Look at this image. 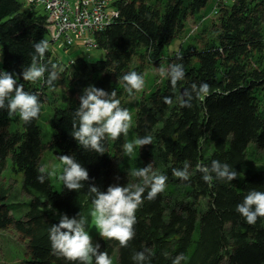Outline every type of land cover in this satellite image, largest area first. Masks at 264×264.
I'll use <instances>...</instances> for the list:
<instances>
[{
  "label": "trees",
  "instance_id": "obj_1",
  "mask_svg": "<svg viewBox=\"0 0 264 264\" xmlns=\"http://www.w3.org/2000/svg\"><path fill=\"white\" fill-rule=\"evenodd\" d=\"M207 2L111 0L117 14L93 33L104 57H76L67 64L50 45L41 62L50 71L55 65L60 78L49 87L20 75L36 55L33 43L48 40L44 9L26 7L23 0H0V69L15 73L41 104L38 117L27 124L18 112L10 116L7 109L0 110V229H12L25 240V257L17 264H79L53 254L50 226L59 222L60 214L80 213L88 221L87 231L93 211L87 185L106 191L110 184L142 183L131 173L149 163L168 177L165 190L155 200L145 199L136 211L135 237L128 247L99 238L100 250L113 255L115 264H135L133 254L145 248L153 253L149 264H173L178 254L184 256L180 264H264V217L250 225L236 211L249 190L264 192V165H255L264 159L258 155L264 149V0H221L210 12L199 13ZM197 13L200 25L187 34L185 21ZM174 38L179 47L166 54L164 47ZM173 63L185 72L174 87L167 77H155L146 89L129 93L122 80L127 72L144 77L150 66L167 69ZM203 82L211 86L210 93L193 94L191 107H182L184 90ZM88 85L115 89L132 115L127 136H106L102 155L84 150L71 135L74 110ZM44 105L52 111L47 141L39 124ZM144 136H151L152 143L125 156L123 145ZM46 149L76 157L90 177L83 189L63 186L64 165L59 189L53 185L42 162ZM213 160L233 166L238 177L205 182L199 166L210 167ZM185 163L187 181L173 175ZM41 168L47 174L44 183L37 181ZM10 171L22 173L21 190L29 198L20 218L13 216L8 201L14 181L4 174Z\"/></svg>",
  "mask_w": 264,
  "mask_h": 264
},
{
  "label": "clouds",
  "instance_id": "obj_2",
  "mask_svg": "<svg viewBox=\"0 0 264 264\" xmlns=\"http://www.w3.org/2000/svg\"><path fill=\"white\" fill-rule=\"evenodd\" d=\"M36 55L32 63L24 67L20 75L24 81L37 82L43 80L49 87H54V82L60 78L56 66H49L41 62L49 48V41L41 39L33 43ZM177 53V59H180ZM2 63V59H0ZM48 73L45 78V73ZM161 77H167L174 87L185 76L181 64H170L167 69L159 70ZM16 74L0 69V110L7 109L9 115L17 112L26 124L38 117L41 111L39 96L36 93L24 90L23 84L17 82ZM125 87L129 93L133 90L140 91L144 86L143 76L136 71H130L122 76ZM210 85L203 82L199 85L192 84L186 88L181 97L182 107H191L193 94H209ZM114 90L107 92L94 85H88L79 96V106L74 110L71 132L77 144L87 151L104 154V140L110 136L113 140L119 139L123 134L127 136L131 127L132 115L126 107H122L116 98ZM167 104L172 103L170 97H164ZM152 143L151 136L138 137L123 145L124 155L132 157L137 147ZM64 165L60 179L68 190L80 191L85 187V182L90 180L88 170L72 155L58 156ZM189 164L185 163L181 169H173V175L181 180L190 178ZM205 182H211L213 177L217 180L231 182L238 177L233 166L213 160L210 167L199 166ZM37 175V181L44 183L47 174L41 168ZM132 176L142 183L110 184L106 191H101L94 183L87 185V191L91 198L95 227L102 238H108L119 242L121 247H128L129 242L135 237L136 211L144 203V200H155L165 190L168 177L165 174L153 171L151 164L134 169ZM118 179V177H117ZM236 211L245 218L246 222L254 225L259 217H264V192L251 189L244 196L241 203L236 206ZM87 219L77 213L69 217L60 214L59 222L49 228V239L53 254L79 264H113L108 253L100 250L99 243H93L92 236L86 231ZM153 253L148 248L135 252L132 256L135 264H149ZM184 259L183 254H178L173 259V264H180Z\"/></svg>",
  "mask_w": 264,
  "mask_h": 264
},
{
  "label": "rangeland",
  "instance_id": "obj_3",
  "mask_svg": "<svg viewBox=\"0 0 264 264\" xmlns=\"http://www.w3.org/2000/svg\"><path fill=\"white\" fill-rule=\"evenodd\" d=\"M215 4V0H208L204 8H202L199 13L201 12H210L212 10V6ZM199 13L195 16H189L186 19V29L188 31L187 34L194 33L200 24L198 20ZM201 16V14H200ZM180 40L178 38H174L169 45L164 47V51L166 54L172 55L174 51H176L179 47ZM55 53L57 54L60 61L70 64L71 60H74L76 57H83L88 61L100 59L104 57V51L97 47H86L85 45H81L79 42H75L68 48L57 47L55 46ZM0 59H2V53H0ZM2 63H0L1 65ZM161 68L166 69V65L160 67L150 66L149 70L144 74V86L143 89H146V83L151 82L158 77L159 79L161 76L159 75V70ZM158 79V80H159ZM137 97V95L135 96ZM135 97L133 99H135ZM132 99V100H133ZM51 109L49 106L44 105L42 114L39 118V124L41 126V136L43 141L49 140L52 134V126L50 122L51 116ZM133 137V136H132ZM131 140V139H130ZM133 140V139H132ZM264 151V149H263ZM260 152L258 155H264V152ZM42 162L44 168H46L50 173V178L52 183L55 187H60V182L58 180V176L60 171L62 170V162L58 158V156L53 153V151L46 149L43 157ZM255 165H264V159H261L260 162L256 163ZM9 169V168H8ZM11 172V171H10ZM6 172L4 174L5 177H10L14 181L13 188L11 193L8 197V201L12 203V214L15 218L22 217L23 213L27 209V202L29 198L23 194L21 187H22V173L18 172ZM89 234L92 236L93 243H99V232L98 229L95 227L94 218H91L90 226L87 229ZM25 240L22 237H19L12 229H0V264H17V262L22 261L25 257ZM112 259L113 264H115V257L112 255L110 257Z\"/></svg>",
  "mask_w": 264,
  "mask_h": 264
},
{
  "label": "built area",
  "instance_id": "obj_4",
  "mask_svg": "<svg viewBox=\"0 0 264 264\" xmlns=\"http://www.w3.org/2000/svg\"><path fill=\"white\" fill-rule=\"evenodd\" d=\"M23 1L26 7L41 6L44 9L49 46L52 47L71 46L75 42L95 47L93 33L104 29L117 14L111 0Z\"/></svg>",
  "mask_w": 264,
  "mask_h": 264
}]
</instances>
